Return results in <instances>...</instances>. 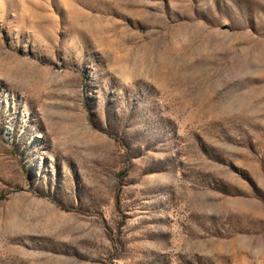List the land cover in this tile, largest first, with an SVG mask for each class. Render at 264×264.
<instances>
[{
  "label": "rangeland",
  "instance_id": "obj_1",
  "mask_svg": "<svg viewBox=\"0 0 264 264\" xmlns=\"http://www.w3.org/2000/svg\"><path fill=\"white\" fill-rule=\"evenodd\" d=\"M0 264H264V0H0Z\"/></svg>",
  "mask_w": 264,
  "mask_h": 264
}]
</instances>
